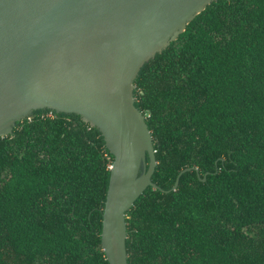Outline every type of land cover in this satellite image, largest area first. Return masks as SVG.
I'll return each instance as SVG.
<instances>
[{
	"label": "trees",
	"instance_id": "1",
	"mask_svg": "<svg viewBox=\"0 0 264 264\" xmlns=\"http://www.w3.org/2000/svg\"><path fill=\"white\" fill-rule=\"evenodd\" d=\"M133 95L157 187L126 212L127 264H264V0L211 1L143 64ZM112 160L78 114L16 121L0 136V264H109Z\"/></svg>",
	"mask_w": 264,
	"mask_h": 264
},
{
	"label": "water",
	"instance_id": "2",
	"mask_svg": "<svg viewBox=\"0 0 264 264\" xmlns=\"http://www.w3.org/2000/svg\"><path fill=\"white\" fill-rule=\"evenodd\" d=\"M211 1L0 0V136L39 108L98 128L113 156L100 233L109 264H127L126 212L157 187L134 80Z\"/></svg>",
	"mask_w": 264,
	"mask_h": 264
},
{
	"label": "built area",
	"instance_id": "3",
	"mask_svg": "<svg viewBox=\"0 0 264 264\" xmlns=\"http://www.w3.org/2000/svg\"><path fill=\"white\" fill-rule=\"evenodd\" d=\"M45 115L52 116V111H48Z\"/></svg>",
	"mask_w": 264,
	"mask_h": 264
}]
</instances>
